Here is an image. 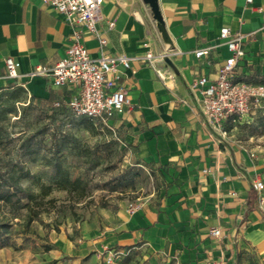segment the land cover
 I'll list each match as a JSON object with an SVG mask.
<instances>
[{
	"label": "crops",
	"instance_id": "0c3cea01",
	"mask_svg": "<svg viewBox=\"0 0 264 264\" xmlns=\"http://www.w3.org/2000/svg\"><path fill=\"white\" fill-rule=\"evenodd\" d=\"M223 27L242 35L235 80L264 83V0H104L95 32L41 0H0V89L16 83L35 100L67 106L76 87L34 72L66 56L75 29L92 57L130 58L107 75L132 101L110 123L155 171L156 187L134 213L111 216L80 245L57 241L76 264L105 244L124 252L121 264H264V188L256 186L264 147L242 142L240 118L216 125L195 84L216 78L231 56ZM200 48L208 51L197 57ZM8 57L17 78L8 76Z\"/></svg>",
	"mask_w": 264,
	"mask_h": 264
},
{
	"label": "rangeland",
	"instance_id": "374dc122",
	"mask_svg": "<svg viewBox=\"0 0 264 264\" xmlns=\"http://www.w3.org/2000/svg\"><path fill=\"white\" fill-rule=\"evenodd\" d=\"M14 86H20L13 83ZM14 87L0 89V173L19 164L29 170L20 183L27 191L40 193V184L52 190L43 199V211L28 223L30 211L21 207L18 196L0 176V222L8 224L0 237V264H76L56 243L74 245L88 238L92 228L103 230L111 216L129 212L156 187L155 171L137 159L120 128L109 122L74 113L66 105L56 106L22 92L10 96ZM242 142L264 147V108L240 117L236 124ZM235 129V127H234ZM66 174L79 184L68 183ZM52 199V200H51ZM81 264L108 263L101 250ZM133 259L131 264H138Z\"/></svg>",
	"mask_w": 264,
	"mask_h": 264
},
{
	"label": "built area",
	"instance_id": "2783aa9c",
	"mask_svg": "<svg viewBox=\"0 0 264 264\" xmlns=\"http://www.w3.org/2000/svg\"><path fill=\"white\" fill-rule=\"evenodd\" d=\"M41 1L65 15L71 24L86 25L93 32L96 31V22L104 2V0ZM246 2L252 3L253 0H246ZM221 38L226 39L231 56L222 64L216 78L209 79L207 76H202L195 82L202 94L206 112L218 126L228 119L235 120L251 113L254 109L264 108V83L254 84L234 78L236 63L245 53L241 44L242 35H232L228 27H223ZM105 43L106 39H102V44ZM207 51L208 48H200L195 53L197 57H201ZM121 63L129 67L130 58L111 54H103L98 58L92 57L89 49L82 42L80 30L75 29L67 46L66 56L53 67L40 66L34 73L51 74L57 86L74 85L77 91L67 101V106L78 115L107 123L115 113L132 106L126 90L117 85L118 76L114 79L107 76L109 73H114ZM6 68L10 78L19 76L16 63L11 57L6 59ZM55 105L59 106L60 103ZM256 186L260 190L263 189V180H258ZM139 207L140 203L132 204L129 213H134ZM212 233L220 236L221 230L215 228ZM102 253L108 263L120 259L124 254L119 248L108 244L103 246Z\"/></svg>",
	"mask_w": 264,
	"mask_h": 264
},
{
	"label": "trees",
	"instance_id": "16d2710c",
	"mask_svg": "<svg viewBox=\"0 0 264 264\" xmlns=\"http://www.w3.org/2000/svg\"><path fill=\"white\" fill-rule=\"evenodd\" d=\"M13 86L14 88L10 91V96L13 99L19 100L21 97L22 92H27L26 89L23 86H14V84L8 85V87ZM68 107V106H67ZM85 117V116H84ZM7 176L0 173L1 178L9 181V188H14L17 194H25V198L27 199L26 202H22L23 197L18 196L17 202L21 207H28L30 211V216L28 219V223H32L37 216L40 215V213L43 211L42 207L43 205V197L47 194H49L52 190L51 185H47L45 183L40 184V193H34L31 191H27L26 187H24L20 181L22 178H25L29 176L30 171L25 170L24 167L20 166L18 163L13 165L9 170L6 171ZM62 178L65 179L68 183L71 184H79V179L71 180L66 176V174L62 175ZM5 194L0 195V199L4 198ZM52 200V199H51ZM8 224L5 222H0V237L2 234L7 232Z\"/></svg>",
	"mask_w": 264,
	"mask_h": 264
}]
</instances>
